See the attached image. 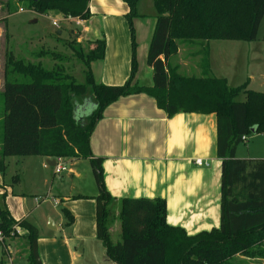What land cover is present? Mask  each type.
<instances>
[{
  "label": "trees",
  "instance_id": "trees-1",
  "mask_svg": "<svg viewBox=\"0 0 264 264\" xmlns=\"http://www.w3.org/2000/svg\"><path fill=\"white\" fill-rule=\"evenodd\" d=\"M89 1L27 2L29 9L40 15L53 11L86 20ZM123 1L128 6L131 65L129 77L121 85L93 80L90 63L103 58V39L90 41L87 48L67 43L84 67L83 83L58 70H45L39 62L16 58L11 51L5 53L0 174L5 172L3 159L10 156L89 160L98 186L93 197L96 237L115 264H229L237 255H263L264 159H237L235 151L245 142L243 136L264 135V93L248 89L247 82L232 87L225 78L211 76L206 48L202 50L199 77L179 74L169 61L176 55L179 42L258 40L259 27L264 23V0H151L156 16L147 56L153 70L152 87L131 86L137 70L132 19L138 15L140 0ZM11 9L8 2V15L14 12ZM138 93L151 96L167 117L177 113L215 114L216 156L221 160L217 228L188 235L183 228L166 222L164 199L121 198L117 200L120 239L111 240L113 217L108 205L116 200L105 189L102 160L91 155L89 138L105 107L119 97ZM241 94L244 97L240 99ZM75 99L89 101L90 113L78 116ZM62 212L66 223L71 224L73 216L65 208ZM14 226L26 231L27 264H41L37 228L25 219L14 220L7 208L0 206V232L5 240L18 237L12 235Z\"/></svg>",
  "mask_w": 264,
  "mask_h": 264
},
{
  "label": "crops",
  "instance_id": "crops-1",
  "mask_svg": "<svg viewBox=\"0 0 264 264\" xmlns=\"http://www.w3.org/2000/svg\"><path fill=\"white\" fill-rule=\"evenodd\" d=\"M8 2L11 0H0V39L4 38L8 29ZM88 9L90 15L82 21L78 30L81 44L87 48L90 41L103 39L105 42L103 58L90 63L93 80L97 84L121 85L128 79L131 65V35L126 19L128 6L123 0H90ZM137 12L138 15L132 19L137 70L131 86L152 87L153 70L147 62L148 49L156 24L152 1L140 0ZM213 41L228 40L193 44L179 42L177 53L171 57L170 64L177 67L179 72L181 65H187L188 58L199 53L198 51L187 53L186 58L177 61L173 59L177 55H183L186 49L192 50L194 46L199 48L203 46L208 50L209 65L210 63L212 65L210 43ZM248 66H251L252 70L246 72L244 81L239 85L247 82L248 89L264 93V60L252 58L246 63V67ZM210 75L213 76L211 73ZM1 76L2 95L5 55ZM226 80L228 83V79ZM89 104L88 109L85 102L76 104V114L85 116L90 113L92 104L90 102ZM86 109L88 111H85ZM245 143L246 147L243 150L237 147L235 151L237 159H264V135L255 134L251 141L247 137ZM89 147L91 155L102 160L105 189L115 198L117 204V200L121 198H162L166 203V222L171 226L183 228L188 235L209 231L219 226L221 160L216 156L215 114L177 113L167 117L157 108L155 100L145 93L122 96L105 107L102 117L90 135ZM28 157L37 159L42 166L48 164L47 167L43 166L44 168H52L53 162L58 159ZM198 158L208 162L209 166H196L193 161ZM9 159L15 166L20 165V169L16 168L17 171H27L24 157L18 159L5 157L3 161L6 169ZM60 160L67 168L70 178L79 177L72 168L76 159ZM65 160L68 161L69 167ZM5 174L4 176L0 174V194H5L4 199H1L2 206H7L14 220L25 219L38 230L35 221L27 218V213L23 211L20 203L16 208L11 207V202L20 201L23 194L16 193L13 187L5 182ZM15 176L17 180L18 175ZM79 195L87 197L75 198ZM95 196L81 192L63 196L62 201L73 216V221L70 226L64 228L63 222L58 226L50 220L48 228L54 231L59 229L61 235L38 237L37 250L41 264H115L107 258L104 246L96 237L93 199ZM59 204L60 200L55 199L54 205ZM25 234L26 231L21 230L18 237L6 240L12 256L13 251L18 252L16 246L21 242L20 237ZM23 251L27 252L26 239Z\"/></svg>",
  "mask_w": 264,
  "mask_h": 264
},
{
  "label": "rangeland",
  "instance_id": "rangeland-1",
  "mask_svg": "<svg viewBox=\"0 0 264 264\" xmlns=\"http://www.w3.org/2000/svg\"><path fill=\"white\" fill-rule=\"evenodd\" d=\"M12 14L7 19L8 29L4 38L0 39V80L2 79L1 70L4 63V55L7 51L13 52L14 56L24 61L40 65L45 70H58L62 74L71 76L77 83L84 82V67L76 56V53L67 44L72 42L75 46H83L77 43L76 32L79 30L73 21H66L67 16L61 13L57 14L50 11L46 15H40L29 9L27 0H11L10 2ZM22 11H19V9ZM52 19L57 20L59 28H55ZM262 22L258 31V40L254 42H236V41H213L212 44V65L210 72L213 76L224 77L228 79V84L236 87L245 79L247 71L252 70L251 66L246 67V63L250 59L264 60V41L261 40L263 33ZM60 31V32H59ZM60 33V34H59ZM3 37V36H2ZM84 47V46H83ZM82 47V48H83ZM202 47H193L186 49L183 55H177L173 60H179L187 57V53L199 54L187 59V65L180 67L179 74L183 76H201V60L203 58ZM209 65V66H210ZM254 66V65H252ZM255 85V84H253ZM251 88H253L251 86ZM241 94L239 98H243ZM75 104L81 103L79 99H75ZM86 108L90 104L85 101ZM85 111H88V110ZM3 95L0 94V141L2 139V122H3ZM254 135L249 137V141ZM246 143L238 145L243 150ZM18 159L20 156H10ZM8 157V158H10ZM23 158V157H22ZM27 171L20 169V165L15 166L13 161L9 159L7 169L5 166V182L13 187L16 193H22L21 200L11 202V207L15 208L20 203L23 211L27 213L29 220H34L38 227L39 238H49L51 236L59 237L61 235L59 229L56 231L48 228L50 220L60 226L63 222L64 228L70 226L62 212L66 207L62 201L63 196L75 195L78 192L86 195H97L98 186L95 181L94 173L87 159H76V163L72 168L79 174L78 178L69 177L68 171H62L59 174L52 173V168H44L40 161L32 157H24ZM68 165V161H66ZM17 171V172H16ZM21 173V174H20ZM17 180H16V176ZM1 176H4L2 174ZM4 190V189H3ZM2 195L0 194V206ZM60 200V204L55 206L54 200ZM7 207V206H6ZM108 209L113 217L110 226V237L113 242H117L120 237V227L118 220L119 206L112 201L108 205ZM69 235V231L67 232ZM21 242L18 243V252L13 251L14 264H27L25 239L20 237ZM7 244V242H5ZM23 244V245H22ZM264 252V247H262ZM16 254V255H15ZM262 256V257H261ZM248 254L245 256L237 255L230 259L229 264H264L263 255ZM0 264H2V246L0 244Z\"/></svg>",
  "mask_w": 264,
  "mask_h": 264
},
{
  "label": "built area",
  "instance_id": "built-area-1",
  "mask_svg": "<svg viewBox=\"0 0 264 264\" xmlns=\"http://www.w3.org/2000/svg\"><path fill=\"white\" fill-rule=\"evenodd\" d=\"M19 11H22V9L20 8ZM65 20L66 21H73L77 28H79L81 26L82 21H83L79 18H72L70 16H67L65 18ZM52 23H53L55 28H59V25H58L59 22L57 20L52 19ZM76 35H77V38H76L77 43L81 44V36L78 34V30L76 32ZM242 140L246 141V137L243 136ZM60 159L61 158H58L56 161H54V164L52 165V169H53L54 174H59L62 171L67 170L64 163ZM193 163L198 167H208L209 166L208 162H206L202 159H199V158L195 159L193 161ZM43 166L47 167L48 164H44ZM21 230L22 229L18 228L17 226H14V230L12 232V235L19 236L21 234ZM5 242H6L5 238L2 236V233L0 232V244L2 246V262H3V264H14L12 252H11L9 246Z\"/></svg>",
  "mask_w": 264,
  "mask_h": 264
},
{
  "label": "water",
  "instance_id": "water-1",
  "mask_svg": "<svg viewBox=\"0 0 264 264\" xmlns=\"http://www.w3.org/2000/svg\"><path fill=\"white\" fill-rule=\"evenodd\" d=\"M27 1H32V2H34V1H36V0H27ZM253 134H254V131H253ZM53 164H54V162H53ZM51 227V226H50ZM53 227V226H52Z\"/></svg>",
  "mask_w": 264,
  "mask_h": 264
}]
</instances>
